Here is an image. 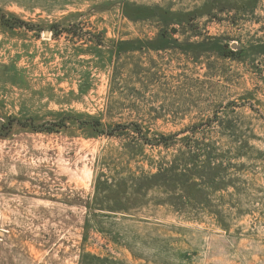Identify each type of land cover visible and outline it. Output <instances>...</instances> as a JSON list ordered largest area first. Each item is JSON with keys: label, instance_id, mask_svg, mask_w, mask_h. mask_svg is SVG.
Wrapping results in <instances>:
<instances>
[{"label": "rangeland", "instance_id": "rangeland-1", "mask_svg": "<svg viewBox=\"0 0 264 264\" xmlns=\"http://www.w3.org/2000/svg\"><path fill=\"white\" fill-rule=\"evenodd\" d=\"M0 264H264V0H0Z\"/></svg>", "mask_w": 264, "mask_h": 264}]
</instances>
